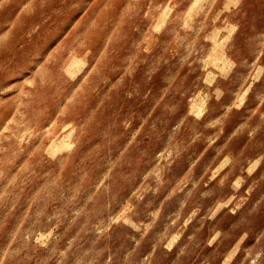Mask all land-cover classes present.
Segmentation results:
<instances>
[{"label":"rangeland","instance_id":"1","mask_svg":"<svg viewBox=\"0 0 264 264\" xmlns=\"http://www.w3.org/2000/svg\"><path fill=\"white\" fill-rule=\"evenodd\" d=\"M0 264H264V0H0Z\"/></svg>","mask_w":264,"mask_h":264}]
</instances>
